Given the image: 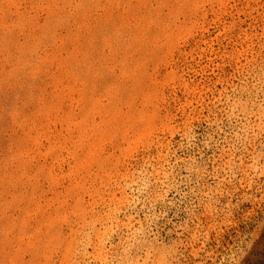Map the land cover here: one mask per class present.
<instances>
[{
  "label": "rangeland",
  "instance_id": "374dc122",
  "mask_svg": "<svg viewBox=\"0 0 264 264\" xmlns=\"http://www.w3.org/2000/svg\"><path fill=\"white\" fill-rule=\"evenodd\" d=\"M0 264H264V0H0Z\"/></svg>",
  "mask_w": 264,
  "mask_h": 264
}]
</instances>
